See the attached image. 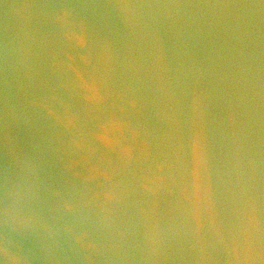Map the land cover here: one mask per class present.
I'll list each match as a JSON object with an SVG mask.
<instances>
[{"label": "water", "instance_id": "1", "mask_svg": "<svg viewBox=\"0 0 264 264\" xmlns=\"http://www.w3.org/2000/svg\"><path fill=\"white\" fill-rule=\"evenodd\" d=\"M0 264H264V0H0Z\"/></svg>", "mask_w": 264, "mask_h": 264}]
</instances>
